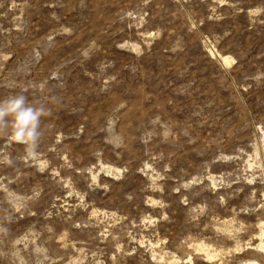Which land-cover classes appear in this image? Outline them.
Instances as JSON below:
<instances>
[{
  "label": "rangeland",
  "instance_id": "obj_1",
  "mask_svg": "<svg viewBox=\"0 0 264 264\" xmlns=\"http://www.w3.org/2000/svg\"><path fill=\"white\" fill-rule=\"evenodd\" d=\"M21 92L0 264H264V0H0Z\"/></svg>",
  "mask_w": 264,
  "mask_h": 264
},
{
  "label": "clouds",
  "instance_id": "obj_2",
  "mask_svg": "<svg viewBox=\"0 0 264 264\" xmlns=\"http://www.w3.org/2000/svg\"><path fill=\"white\" fill-rule=\"evenodd\" d=\"M48 115L46 107L30 102L22 92L2 97L0 98V134L7 132L6 138L9 143L25 145L27 156L35 158L36 149L43 136L42 118Z\"/></svg>",
  "mask_w": 264,
  "mask_h": 264
},
{
  "label": "bare ground",
  "instance_id": "obj_3",
  "mask_svg": "<svg viewBox=\"0 0 264 264\" xmlns=\"http://www.w3.org/2000/svg\"><path fill=\"white\" fill-rule=\"evenodd\" d=\"M222 58H223V61L225 62V64H227L229 62V58L228 57L222 56Z\"/></svg>",
  "mask_w": 264,
  "mask_h": 264
}]
</instances>
